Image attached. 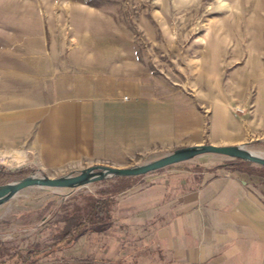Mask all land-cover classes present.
<instances>
[{
    "label": "rangeland",
    "instance_id": "1",
    "mask_svg": "<svg viewBox=\"0 0 264 264\" xmlns=\"http://www.w3.org/2000/svg\"><path fill=\"white\" fill-rule=\"evenodd\" d=\"M74 63L117 73L108 104L117 111L131 104L124 114L136 118L137 149L116 160L47 167L33 149L37 124L24 128L20 119L0 117L1 169L58 178L93 166L128 168L207 144L244 145L264 156V0H0V115L54 104L53 82ZM34 65L42 68L41 87ZM226 160L205 155L179 164L213 167ZM248 168L263 175L251 163L241 170ZM68 196L33 188L2 203L3 256L51 243L59 226H45L39 216L47 201L59 205ZM81 244L37 262L83 260Z\"/></svg>",
    "mask_w": 264,
    "mask_h": 264
},
{
    "label": "crops",
    "instance_id": "2",
    "mask_svg": "<svg viewBox=\"0 0 264 264\" xmlns=\"http://www.w3.org/2000/svg\"><path fill=\"white\" fill-rule=\"evenodd\" d=\"M87 68L74 63L57 75V99L46 109L40 103L0 115L20 119L22 127L37 124L32 144L44 166L116 160L137 149L136 118L124 114L131 104L122 111L108 104L117 92V73ZM30 70L41 87V66ZM138 183L116 198L111 226L73 246L82 243L85 259L68 264H264L260 173L178 164Z\"/></svg>",
    "mask_w": 264,
    "mask_h": 264
},
{
    "label": "trees",
    "instance_id": "3",
    "mask_svg": "<svg viewBox=\"0 0 264 264\" xmlns=\"http://www.w3.org/2000/svg\"><path fill=\"white\" fill-rule=\"evenodd\" d=\"M247 164V162L239 159H230L209 168L199 165L193 166V168H202L205 171L215 169L241 170ZM175 167L177 165L165 169ZM258 169L264 176V168ZM245 171L250 174L255 172L250 168L245 169ZM30 172L28 168L14 171H5L0 168V185L20 180ZM142 177L112 178L95 183L93 184L96 186L94 191L88 192L81 189L70 193L59 205H57V200L47 201L39 216V221L43 220L45 226H59L58 231L52 236L51 243L44 246L39 244L27 246L24 249L15 248L13 253L7 256H3L5 250L0 243V257H5L4 260H0V264L35 263L44 257H53L72 248L85 234H98L103 230L101 226H111L116 198L131 190Z\"/></svg>",
    "mask_w": 264,
    "mask_h": 264
},
{
    "label": "water",
    "instance_id": "4",
    "mask_svg": "<svg viewBox=\"0 0 264 264\" xmlns=\"http://www.w3.org/2000/svg\"><path fill=\"white\" fill-rule=\"evenodd\" d=\"M205 155L220 156L231 160L239 159L264 168V156L248 150L244 145H194L128 168L93 166L85 168L75 175L69 174L58 178H50L45 174H30L20 180L0 185V205L27 189H51L68 191L70 194L104 180L145 176Z\"/></svg>",
    "mask_w": 264,
    "mask_h": 264
},
{
    "label": "built area",
    "instance_id": "5",
    "mask_svg": "<svg viewBox=\"0 0 264 264\" xmlns=\"http://www.w3.org/2000/svg\"><path fill=\"white\" fill-rule=\"evenodd\" d=\"M31 264H49V263H45V262H35V263H31Z\"/></svg>",
    "mask_w": 264,
    "mask_h": 264
}]
</instances>
